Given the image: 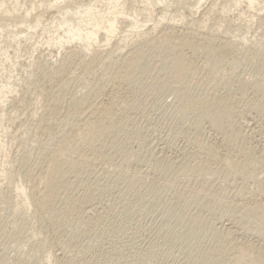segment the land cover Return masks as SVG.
Returning <instances> with one entry per match:
<instances>
[{
  "label": "rangeland",
  "instance_id": "1",
  "mask_svg": "<svg viewBox=\"0 0 264 264\" xmlns=\"http://www.w3.org/2000/svg\"><path fill=\"white\" fill-rule=\"evenodd\" d=\"M234 1L196 10L198 0H150L154 9L122 0L145 27L129 31L122 17L108 46L90 53L46 47L41 27L16 47L4 25L0 48L12 60L0 83L15 92L0 105V264H47L48 254L50 264H231L245 244L264 264V0L254 11ZM43 16V25L59 19ZM178 57L182 76L171 68ZM82 98L101 115L92 144L73 136ZM206 106L220 115L216 128ZM65 141L73 152L61 150ZM54 160L53 188L65 193L41 210L34 200Z\"/></svg>",
  "mask_w": 264,
  "mask_h": 264
},
{
  "label": "bare ground",
  "instance_id": "2",
  "mask_svg": "<svg viewBox=\"0 0 264 264\" xmlns=\"http://www.w3.org/2000/svg\"><path fill=\"white\" fill-rule=\"evenodd\" d=\"M24 0H0V36L2 32H4V25L8 26V28L15 29L12 31V37H7L12 41V43L16 44V47H20V38L26 41V38H30V35L36 33L40 27L42 28V35L40 37H44V33L48 39H45V46L48 48H53L56 50L64 49V46L75 43L76 45L82 46V49L86 51V53H90L88 49H92L94 45H99V47L108 46V43L112 41V37L118 33L120 30V19L122 17H126L128 19H132L134 25H130L129 31H140V29L145 27L146 23H140L138 19H140V15H137L132 11V14L124 13L122 9V0H88L87 3H84V0H37V2L29 3L28 6H25V3H22ZM30 1V0H27ZM142 1V0H140ZM148 3V7H152L150 5V0H144ZM167 1V0H166ZM165 0H156L158 5H164L166 3ZM205 0H198L196 3L195 9L197 10L200 3ZM244 1L248 7L246 9H250L254 11V6L259 7L257 0H236L234 1V9L240 8V3ZM26 2V1H25ZM32 2V1H30ZM37 3V4H35ZM102 3H106V9L101 10L99 5ZM146 3H141L142 5H146ZM169 4V3H168ZM244 5V3H242ZM43 9V12L39 11L40 14H34L36 10ZM154 9V7H152ZM51 10L56 11V15H58L59 19L56 17L51 18L50 24L43 25V15L44 12H48ZM264 9H262L263 11ZM21 11V13H20ZM38 12V11H37ZM261 12V11H258ZM32 13L34 15H32ZM148 13V17H150V11H146ZM244 16V15H242ZM252 17V16H251ZM254 17H252L253 19ZM160 21H164L166 17L162 15L159 18ZM172 20H174L172 18ZM14 21L16 23H14ZM19 24V25H15ZM160 23H158L159 25ZM141 25V26H138ZM156 25V23H155ZM26 29L27 33H23V30ZM100 34H104V41H101ZM123 34V33H122ZM129 35L130 33H125V35ZM32 39H34L32 37ZM124 39V41H128ZM31 40V39H28ZM242 41H246V37L242 36ZM1 44V43H0ZM34 44H38L37 42ZM1 47V46H0ZM105 48V47H104ZM224 50H227L228 47H224ZM132 56L129 55L128 58ZM3 57V59H1ZM12 59L9 56L8 49L0 48V69H3L4 63L11 61ZM132 59H128L131 61ZM171 68L177 76H182L185 70L183 60L181 58H175L171 63ZM127 67L120 68L121 73H125L127 71ZM11 77V75H10ZM14 85H11L10 82L5 81L4 83H0V105H4L7 103V95L15 92ZM79 106L83 110L84 108H88L87 111L83 113L80 117L82 119L81 128H77L75 130L74 137H80L82 140H87L89 144L93 142V136L98 131L101 120V115L98 114L97 108L93 107L84 99H80ZM205 116L209 121H211L212 125L216 128V124L220 122V115L217 114L210 106H206ZM4 114L0 115V119H3ZM81 121V120H80ZM2 129V133L0 135H6L8 131V127H0ZM5 138V137H4ZM0 139L2 137L0 136ZM4 141H0V151L5 150ZM61 150H66L68 152H73L75 149L67 144V142H63L61 144ZM7 158V155L2 157V165H4V159ZM67 167L69 169H73V164H68ZM2 175L4 171H2ZM59 174V164L57 160L50 162V167L47 172V176L42 178L44 183L43 192L35 198V205L41 209H53L54 201H57L61 195L65 192H57L56 189L53 188L56 178ZM78 177L74 180H77ZM14 191L16 193V198L19 199V202L24 206H28L32 204V197L28 195L26 192L25 185L22 183H18V185L14 186ZM258 208H263L261 205H258ZM232 230V229H231ZM264 231V222H262L258 226L259 236H263ZM257 233V235H258ZM231 234V233H230ZM248 259V263L250 264H260L259 260L254 257V248L251 245H236L234 247V252L231 254L230 259L228 260L231 264L242 263ZM210 264H215L212 262L211 258H209ZM238 262V263H237ZM46 263L50 264V254L46 257ZM240 263V264H241Z\"/></svg>",
  "mask_w": 264,
  "mask_h": 264
}]
</instances>
